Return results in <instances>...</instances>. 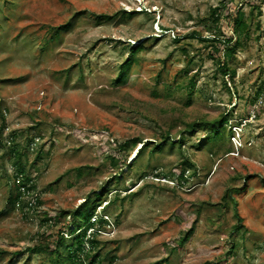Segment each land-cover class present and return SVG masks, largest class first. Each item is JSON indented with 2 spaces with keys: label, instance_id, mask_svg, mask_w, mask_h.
I'll return each mask as SVG.
<instances>
[{
  "label": "rangeland",
  "instance_id": "obj_1",
  "mask_svg": "<svg viewBox=\"0 0 264 264\" xmlns=\"http://www.w3.org/2000/svg\"><path fill=\"white\" fill-rule=\"evenodd\" d=\"M215 8L248 29L226 84ZM85 198L82 264H264V0H0V264H53Z\"/></svg>",
  "mask_w": 264,
  "mask_h": 264
},
{
  "label": "trees",
  "instance_id": "obj_2",
  "mask_svg": "<svg viewBox=\"0 0 264 264\" xmlns=\"http://www.w3.org/2000/svg\"><path fill=\"white\" fill-rule=\"evenodd\" d=\"M230 1V0H229ZM217 10V8L213 9L211 16L213 17L212 21L214 22V26L217 28V32H221L218 33L220 35H216L213 34L211 39H208L209 42L213 43V52L215 51V53H218L220 55H218V57H213L217 63V67L218 69L221 71V74L223 76V78L225 79V84L226 81L230 83V81H232L233 79V74H234V69L231 68L228 64V59L234 54V52L236 51L237 47H240V45L242 44V36H246L248 34V29L245 23L244 19H241L238 15H237V11H234L232 9L227 10V12L222 15L219 16L217 12H215ZM218 11V10H217ZM112 18L111 15H107V14H98L95 16V22L97 24H99L101 21L103 20H107ZM225 22V24L229 25V27H231V33L230 35H227L225 32L221 31L220 27L221 25ZM70 21L67 22L66 24L56 27L55 28V32H54V36L58 35L59 30L61 28L67 27L69 25ZM207 38L205 39V41H208ZM142 44H138V45H134L132 46V52H136L138 49L142 48ZM212 52V54H214ZM132 58L129 57L127 58V60H125L123 63H121L120 65V70L118 72L117 75V81L118 82H123L126 74L130 68V65L132 64ZM227 79V80H226ZM230 86V85H229ZM232 89V86L230 87ZM226 122V117L225 115H221L220 117L216 118V119H212L210 121H205V120H199V121H192L190 123H187L186 128L188 130H193L196 127L199 126H206L207 128H209V135H208V139H213L214 136H217L219 134V127L224 124ZM168 138V136L166 135V137H164V139ZM183 141V138H179L177 140H171L168 139V142L170 144V146L177 144L178 147L181 146ZM139 143V146L137 147V144ZM153 141H145L143 142L140 139H137L135 137L126 140L121 146V150L124 151L125 148L133 146L136 147V153L135 156L131 159L132 161L136 160V158L139 156V154L141 153V151L148 145H152L150 146V150L149 152H155L157 150H161L162 147L165 145L164 142L160 141V143L157 144H152ZM18 155V154H17ZM19 156V155H18ZM112 161L114 163L118 162V158L116 157H112ZM124 161H122L123 163ZM184 165L187 164V166H192L188 160L183 162ZM82 170V168L78 169V172L80 173ZM116 179L120 178V172H117L114 174ZM182 176V174H181ZM236 192L237 189L231 188L230 190H227L226 193L224 194V196L222 197L223 199L225 197H229L231 200L233 199L231 197V192L234 191ZM131 192V191H130ZM126 194V193H125ZM116 198V197H115ZM11 199V198H9ZM115 200V199H114ZM113 200V201H114ZM88 199L85 198L84 201L78 205L75 209H73L72 211H70L68 213L69 217H70V224L73 225V227L70 229L71 230V238H72V243L69 246L65 245V252L64 253H60L59 250V246L64 245V238L62 235V231H59V235L58 238L56 240V245L54 246V248L52 250H50L49 253V260L52 261V259H54L53 264H76L75 262H77V264H82L83 261H85V259H87L88 255L90 254V252L88 253V251L85 252L84 258L83 259H79L78 261H76L77 259H75V255L77 254H81L83 252V248H82V244H83V240H84V234L86 232V229L91 225V221L90 218L92 216V212H93V208L94 206L92 205V207H90V209L87 212H84L85 210V205L88 203ZM111 201H107L105 205L109 204ZM101 221V222H105V219L103 218H99L97 221ZM241 225V218L238 217V224H237V228ZM91 227V226H90ZM66 228H68V226H66ZM94 233H98L99 229H93ZM97 241H95V239H92L89 241V247L92 249L95 246V243ZM42 249H48V247H34L33 250H42ZM86 257V258H85ZM96 260V255L93 256V259L91 262L89 263H94V261Z\"/></svg>",
  "mask_w": 264,
  "mask_h": 264
},
{
  "label": "bare ground",
  "instance_id": "obj_3",
  "mask_svg": "<svg viewBox=\"0 0 264 264\" xmlns=\"http://www.w3.org/2000/svg\"><path fill=\"white\" fill-rule=\"evenodd\" d=\"M135 153H136V150H135L134 155L132 156V158L135 156Z\"/></svg>",
  "mask_w": 264,
  "mask_h": 264
}]
</instances>
